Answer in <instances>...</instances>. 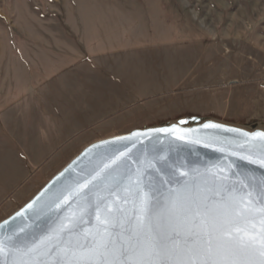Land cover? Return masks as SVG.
<instances>
[{"label":"rangeland","instance_id":"1","mask_svg":"<svg viewBox=\"0 0 264 264\" xmlns=\"http://www.w3.org/2000/svg\"><path fill=\"white\" fill-rule=\"evenodd\" d=\"M263 108L264 0H0V222L94 142Z\"/></svg>","mask_w":264,"mask_h":264},{"label":"water","instance_id":"2","mask_svg":"<svg viewBox=\"0 0 264 264\" xmlns=\"http://www.w3.org/2000/svg\"><path fill=\"white\" fill-rule=\"evenodd\" d=\"M258 125L264 127V118L243 129L184 117L86 146L0 222V264H77L109 238L117 249H127L125 230L145 223L147 201L162 202L182 185L201 199L214 195L210 207H222L223 198L245 211L243 235L252 248L236 260L264 264V130ZM61 226L64 233L74 230L62 235ZM190 256L173 259L200 264L199 256ZM137 259L121 257L120 264ZM105 264H112L111 257Z\"/></svg>","mask_w":264,"mask_h":264},{"label":"snow or ice","instance_id":"3","mask_svg":"<svg viewBox=\"0 0 264 264\" xmlns=\"http://www.w3.org/2000/svg\"><path fill=\"white\" fill-rule=\"evenodd\" d=\"M136 195L139 197L138 192ZM213 202L214 195L201 199L184 185L169 191L162 202L149 199L145 205V223L137 221L135 229L125 230L129 237L127 249L123 246L117 249L110 238L102 239L90 249L92 255L77 264H93L97 257L101 264L109 257L112 264H120V258L128 255L138 257L134 264H188L173 259L181 253H191L192 261L199 256L200 264H238L236 255L252 248L251 241L243 235L247 213L237 208L235 202L223 198L220 208L210 207ZM103 203L101 200L97 207ZM73 230L64 233L61 226L62 235ZM197 242H200L198 247L190 246Z\"/></svg>","mask_w":264,"mask_h":264},{"label":"crops","instance_id":"4","mask_svg":"<svg viewBox=\"0 0 264 264\" xmlns=\"http://www.w3.org/2000/svg\"><path fill=\"white\" fill-rule=\"evenodd\" d=\"M259 102H257V104H258ZM72 114V113H71ZM264 118V108H263V111H262V115L261 116H258L257 115V117H255V120L256 121H260V120H262ZM61 121H64L63 120V118H62V120ZM61 121H59V122H61ZM75 121L74 120H72L70 117H68L67 118V120L65 121V123H60V124H63V125H65L66 123H67V125H68V128L69 127H71L72 125H74L75 123H74ZM41 126H40V130L41 131H43V133H45V134H47V131L49 130V128L51 127L54 131H55V133H61L60 135H58V137H62L63 136V133L61 132V127H63V125H61V127L60 128H58L59 127V125L58 124H54V122H52V123H48L47 121H45V123H44V125H42L41 123H39ZM58 125V126H57ZM50 126V127H49ZM264 128V127H263ZM55 133H52L53 135L55 134ZM45 138H46V136H45Z\"/></svg>","mask_w":264,"mask_h":264},{"label":"bare ground","instance_id":"5","mask_svg":"<svg viewBox=\"0 0 264 264\" xmlns=\"http://www.w3.org/2000/svg\"><path fill=\"white\" fill-rule=\"evenodd\" d=\"M260 129H262V128H260ZM264 130V129H263Z\"/></svg>","mask_w":264,"mask_h":264}]
</instances>
